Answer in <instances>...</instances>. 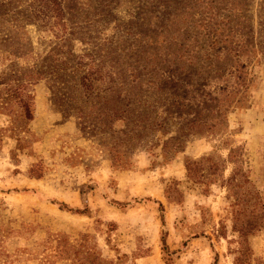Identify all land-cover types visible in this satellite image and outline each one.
<instances>
[{"label":"rangeland","instance_id":"obj_1","mask_svg":"<svg viewBox=\"0 0 264 264\" xmlns=\"http://www.w3.org/2000/svg\"><path fill=\"white\" fill-rule=\"evenodd\" d=\"M58 1L63 25L54 28L34 19L36 0L11 3L8 16L23 23L17 32L0 24V71L12 47L19 68L45 65L55 47L90 54L110 76L145 83L172 66L197 82L213 61L212 38L232 31L254 45L243 59L246 101L228 112L220 132L188 136L173 160L153 147L163 140L155 134L119 169L57 105L70 99L67 88L34 83L26 129L14 128L21 110L0 114V264H236L241 246L223 184L236 169L258 196L253 214L264 222V0ZM206 157L212 162L199 167L218 170L216 181L192 182L185 161ZM247 242L243 264H264V224Z\"/></svg>","mask_w":264,"mask_h":264},{"label":"trees","instance_id":"obj_2","mask_svg":"<svg viewBox=\"0 0 264 264\" xmlns=\"http://www.w3.org/2000/svg\"><path fill=\"white\" fill-rule=\"evenodd\" d=\"M13 1L0 0V24L9 22L8 27L17 32L23 22L8 16ZM36 3L34 19L47 20L51 28L54 24L56 27L63 25V8L58 0H36ZM262 8L264 21V2ZM7 16L10 20L4 19ZM229 35L219 34L212 38L210 58L213 61L207 65L205 77L197 82L179 77L172 66L168 67L170 70L165 78L145 83L132 81L130 77L110 76L104 71V65H99L90 54L75 55L68 49L66 53L58 52L55 47L47 54L45 65L19 68L16 60L21 54L12 47L5 56L10 64L0 71V114L21 110L23 118L14 119V128L26 129L33 118V96L29 88L47 79L51 86L67 88L70 92V99L57 105L66 108L64 115L75 117L80 133L106 151L112 167H128L130 151L138 145L151 143L149 139L155 134L163 140L153 147L159 146L163 160L169 162L184 148L188 136L220 132L228 112L246 101L243 95L248 83L243 59L249 55V62L254 45L242 36L235 38L232 31ZM259 52L264 55V44L260 45ZM191 69L187 67L189 73ZM176 72L185 73V70ZM236 153L237 150H231L230 159ZM202 162L212 160L206 157L185 161L187 178L194 183H214L218 170L210 168L205 174L199 167ZM209 176L213 178L207 181ZM223 184L232 199V231L238 234L241 246L235 261L243 264L251 252L248 237L264 224L253 214L259 199L246 175L238 169ZM162 250L168 251L164 240Z\"/></svg>","mask_w":264,"mask_h":264}]
</instances>
